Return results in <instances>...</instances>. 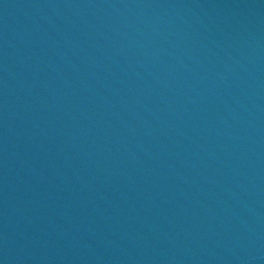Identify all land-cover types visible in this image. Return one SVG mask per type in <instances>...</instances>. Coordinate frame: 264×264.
Listing matches in <instances>:
<instances>
[{
    "label": "water",
    "instance_id": "water-1",
    "mask_svg": "<svg viewBox=\"0 0 264 264\" xmlns=\"http://www.w3.org/2000/svg\"><path fill=\"white\" fill-rule=\"evenodd\" d=\"M0 264H264V0H0Z\"/></svg>",
    "mask_w": 264,
    "mask_h": 264
}]
</instances>
